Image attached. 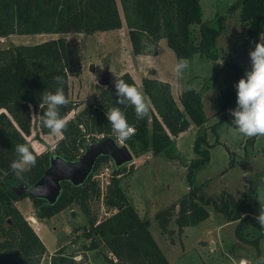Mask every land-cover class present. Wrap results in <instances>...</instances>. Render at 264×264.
<instances>
[{
  "label": "trees",
  "instance_id": "16d2710c",
  "mask_svg": "<svg viewBox=\"0 0 264 264\" xmlns=\"http://www.w3.org/2000/svg\"><path fill=\"white\" fill-rule=\"evenodd\" d=\"M119 3L122 15L117 0H0V36L92 34L118 29L124 23L134 55L156 54L159 40L165 38L177 59H190L199 54L218 60L224 50L215 46L216 39L233 12H238L242 33L249 42H258L264 31V0H238L228 7L225 14L216 16L213 25L202 19L199 0H119ZM230 66L236 67L232 63ZM149 73L155 74L153 70ZM76 74L77 57L63 36L36 44H10L0 48V264H40L47 251L15 205L24 197L32 200L35 215L40 219L55 215L73 204L78 205L88 219L84 236L90 243L84 248L92 250L104 244L116 258L114 264H170L149 230V221L138 214L120 185L123 166L114 167L103 197L107 207L114 211L98 222L91 215L88 203L101 195L92 174L102 161L111 160L108 156L97 159L84 183L75 186L63 182L61 193L53 204L27 193L19 195L12 188L18 183L31 185L36 182L48 166L51 155L76 159L89 140L86 135H90L91 140L99 134L107 137L116 133L107 118V111L112 107L120 108L129 125L134 127V133L125 139V144L133 149L136 156L151 151L153 155L177 158L175 137L188 129L191 123L199 126L206 121L201 95L196 89L187 87L180 93V107L168 82L144 76L141 91L127 72L110 82L94 104H86L74 117L67 118V114L78 106L68 96V77ZM57 76L63 78V83L55 80ZM119 79L137 87L148 98L154 112L138 118L134 105L117 95L116 81ZM238 80L234 74L230 83L220 91L219 111L237 107ZM57 88L63 89L69 101L67 105L58 106L59 115L66 120L67 127L61 132L62 137L53 151L37 154L30 147L36 156V164L28 165L22 175L17 176L10 167L13 160L19 159L15 149L19 144L28 143L20 131L30 132L33 110L39 133H51L42 122L48 107L43 102V94L55 92ZM120 99H125V103H119ZM226 120L233 122L222 113L218 121ZM212 129L216 131L215 125ZM198 140L204 141L203 136L200 135ZM197 143L194 150L198 157L187 165L188 192L156 214L159 228L170 242L174 241L175 231L168 225L173 217L177 234L181 236L185 227L196 225L209 216V205L228 221L238 220V224L252 217L249 213L243 215L245 211L251 212V207L244 200L236 203L227 191L207 195L202 187L194 184L196 169L209 158L207 148H199ZM254 224L259 231L257 238L248 240L237 228L238 238L258 244V240L264 238V227L256 219ZM73 257L61 247L50 256V264H82V261L75 262ZM107 260L113 262L111 258Z\"/></svg>",
  "mask_w": 264,
  "mask_h": 264
},
{
  "label": "rangeland",
  "instance_id": "374dc122",
  "mask_svg": "<svg viewBox=\"0 0 264 264\" xmlns=\"http://www.w3.org/2000/svg\"><path fill=\"white\" fill-rule=\"evenodd\" d=\"M117 1L122 15L119 0ZM237 1L199 0L201 17L213 25L215 17L225 14L228 7ZM242 29L238 12H233L227 17L226 26L216 39L215 46L224 50L219 59L194 54L190 59H185L188 68L179 69L181 84L200 92L206 121L199 126L191 123L188 129L177 136V158H166L163 154L153 155L151 151L136 156L133 149L123 143L132 152L133 160L123 166L120 185L138 214L149 221V230L170 264H239L242 259L246 264H264V238L258 240V244H253L240 240L236 235L237 228L248 240L257 238L259 234L254 219L259 215L261 204H264V135L249 137L240 133L234 122L218 121L222 113L233 120V106L219 111L220 91L230 83L234 74L240 79L251 68L249 53L256 43L249 42ZM60 36L65 38L69 49H74L79 66L78 74L68 77L69 99L78 106L67 114V118L74 117L86 104L95 103L106 87L99 84L105 71L110 82L125 72L133 74V80L141 90L144 61L142 57L132 53L128 28L124 23L113 31L92 34L70 32L62 35L0 36V48H6L10 44H36ZM159 52L162 69L166 74H174L176 56L165 38H162ZM230 63L236 67H231ZM146 71L149 73L150 69ZM148 76L154 77L150 73ZM145 98L150 114L154 109L148 98ZM213 125L216 131L212 129ZM20 133L37 154L53 151L56 142L62 137V133L40 134L33 110L30 132ZM112 134L114 137V133ZM200 135L204 141L198 140ZM98 137L96 140L104 137V134ZM85 138L90 140V135ZM196 143L199 148H207L209 158L196 169L194 184L202 187L207 195L227 191L236 203L244 200L251 207V212L245 211L243 215L249 213L252 217L238 224V220L228 221L209 205V216L196 225L185 227L181 236L177 234L173 217L168 225V228L175 231L174 241L170 242L161 232L156 214L179 201L188 192L187 165L198 157L194 150ZM106 164L110 165V160L102 161L98 169ZM27 167L28 165L25 166ZM111 167L114 170V165ZM26 200L31 202L29 197H25L24 201ZM88 204L90 213L97 222L114 211L100 198L91 199ZM21 207L24 209L25 206ZM31 212L35 213L34 210ZM23 217L26 219L29 215L26 213ZM40 223L39 234L47 249L40 264H50V256L61 247L66 254H73L75 262L82 261V264H114L116 261L104 244L92 250L84 248L90 243L84 236L88 219L78 205L73 204L55 215L40 219ZM107 258H111L113 262Z\"/></svg>",
  "mask_w": 264,
  "mask_h": 264
},
{
  "label": "clouds",
  "instance_id": "9594fccd",
  "mask_svg": "<svg viewBox=\"0 0 264 264\" xmlns=\"http://www.w3.org/2000/svg\"><path fill=\"white\" fill-rule=\"evenodd\" d=\"M151 50V46L148 47ZM251 68L246 71L236 84L237 107L232 110L233 122L238 131L246 136L253 137L264 135V36H260L254 48L249 53ZM147 68V66H145ZM181 68H188V63L181 58L175 65V72ZM148 76V71H144ZM55 80L63 83V78L55 77ZM117 95L126 98L135 107L138 118L144 117L149 111L148 102L144 94L135 86L126 83L123 79L116 81ZM43 102L48 105L42 118L44 127L53 135L60 134L67 127L66 120L59 115L58 106L67 105L63 89L57 88L55 92L48 91L43 94ZM119 103H125L120 99ZM43 106V105H41ZM107 118L111 122L113 130L121 139H127L134 133V128L129 125L125 113L118 107H112L107 111ZM28 143L16 146L19 159L12 161L10 167L15 170L17 176H21L26 170V165H35L36 156L30 150ZM261 227H264V204H261L259 215L256 216Z\"/></svg>",
  "mask_w": 264,
  "mask_h": 264
},
{
  "label": "water",
  "instance_id": "95a60500",
  "mask_svg": "<svg viewBox=\"0 0 264 264\" xmlns=\"http://www.w3.org/2000/svg\"><path fill=\"white\" fill-rule=\"evenodd\" d=\"M109 83L105 71L99 84L107 86ZM100 156H108L114 167L124 166L133 160L130 149L126 145L118 144L112 136L91 139L76 159L67 160L59 155H51L48 166L36 182L31 185L18 183L12 188L19 195L27 193L53 204L61 193L62 183L67 181L75 186L84 183Z\"/></svg>",
  "mask_w": 264,
  "mask_h": 264
},
{
  "label": "crops",
  "instance_id": "0c3cea01",
  "mask_svg": "<svg viewBox=\"0 0 264 264\" xmlns=\"http://www.w3.org/2000/svg\"><path fill=\"white\" fill-rule=\"evenodd\" d=\"M110 31H113V30H110ZM161 43H162V39H160V41H159V43L157 45V53L156 54H154V55H149V54H147V55H136V56L142 57V59L144 61V67L147 66V68H145V70H147V69H150V71L153 70L154 73H155L154 74L155 78H157V79H159L161 81H164V82H168L170 84L172 96L175 99V101L177 102V104L179 105L180 102L178 103V101H179L180 93L187 87H186V85L181 84V80H180V78H178V76H179L178 72L174 71L173 72L174 74H172V73L166 74V72L162 69V67L160 65V52H159ZM226 49H228V48H226ZM231 49L233 51V48H231ZM178 60L179 59L176 58V63L178 62ZM174 69H175V66H174ZM131 75H132V78H133L134 77L133 74H131ZM143 77H144V75H143ZM137 85H139V84H137ZM177 136L175 137L176 144H177ZM24 199H25V197L22 198V199H19L15 203V205L18 208V210L21 212V214H23L25 216V214L27 213V215L33 216L38 221L39 231L38 230L37 231L34 230V231L36 232V234L41 239V236L39 234V232L41 230L40 219L35 215V213L31 212L32 210H34V204H33L32 200L30 202V200L24 201ZM27 203H29V204H27ZM21 205L25 206L24 209L21 207ZM29 213H31V214H29Z\"/></svg>",
  "mask_w": 264,
  "mask_h": 264
},
{
  "label": "built area",
  "instance_id": "2783aa9c",
  "mask_svg": "<svg viewBox=\"0 0 264 264\" xmlns=\"http://www.w3.org/2000/svg\"><path fill=\"white\" fill-rule=\"evenodd\" d=\"M130 126H132V125H130ZM133 127V126H132ZM134 128V127H133ZM99 135H101V134H99ZM99 135H97L96 136V138L99 136ZM95 138V139H96ZM99 138V137H98ZM103 138V137H102ZM114 139H115V141L118 143V144H123V143H125V139H121L120 137H119V135L117 134V133H114V137H113ZM101 139V138H100ZM98 140V139H97ZM89 141H91V140H88L87 142H89ZM83 150L84 149H80V152H83ZM111 162V164L109 165V164H106V165H104L101 169H96L94 172H93V174H92V179L93 180H95V181H97V183H98V185H99V188H100V199L101 200H103V197H104V194H105V192H106V187H107V185L109 184V182H110V179H111V176H112V172H113V170H112V167L111 166H113V162L112 161H110ZM27 219V222H28V224L33 228V230H36V228H35V224H34V222H32V218L30 217V215H29V217H27L26 218Z\"/></svg>",
  "mask_w": 264,
  "mask_h": 264
},
{
  "label": "bare ground",
  "instance_id": "6f19581e",
  "mask_svg": "<svg viewBox=\"0 0 264 264\" xmlns=\"http://www.w3.org/2000/svg\"><path fill=\"white\" fill-rule=\"evenodd\" d=\"M32 219V222H34L35 224V228H36V231L39 230V225H38V221L33 217V216H30ZM239 264H246L245 261L242 259V261H240Z\"/></svg>",
  "mask_w": 264,
  "mask_h": 264
},
{
  "label": "flooded vegetation",
  "instance_id": "af4514ba",
  "mask_svg": "<svg viewBox=\"0 0 264 264\" xmlns=\"http://www.w3.org/2000/svg\"><path fill=\"white\" fill-rule=\"evenodd\" d=\"M96 140V139H95Z\"/></svg>",
  "mask_w": 264,
  "mask_h": 264
}]
</instances>
